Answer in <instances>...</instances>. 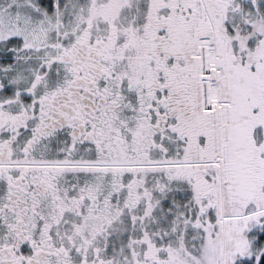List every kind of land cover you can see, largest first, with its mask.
<instances>
[{
  "label": "rangeland",
  "instance_id": "rangeland-1",
  "mask_svg": "<svg viewBox=\"0 0 264 264\" xmlns=\"http://www.w3.org/2000/svg\"><path fill=\"white\" fill-rule=\"evenodd\" d=\"M191 1L199 13L201 2L207 5L206 0H186L184 5ZM229 2L226 18L222 20L224 23L215 28L220 29L229 38L230 23L240 42L223 51L222 75L229 76L232 69L235 71V65H238L241 59L238 51L241 48L244 50L245 47L246 51H257L262 55L257 61L262 65L259 76L264 89V0ZM157 4L158 0H151L152 6L148 15L151 18L153 7ZM145 6L146 3L141 0H0V90L3 91L47 92L56 89L58 85L64 86L70 73L65 60L60 58L61 46L69 41L64 37L66 32L75 30V27L81 25V21L86 22L89 19L90 23L92 19L88 16H93V13L104 16L111 24H117L113 39L121 43V47L115 48L111 39L105 38V51H100L108 56L103 64L105 73L97 96L113 93L115 96L111 97L119 99L121 93L123 101L128 99L125 112L123 106L120 116L122 121H119L123 123V128L128 130L125 135L130 137L131 141L122 143V150L119 152L115 151L113 146L112 150L116 155L129 158L108 162L99 160L109 158L101 157L103 154L99 148L92 146L100 141L104 144L105 141L102 135L95 134L96 129L94 132L90 129L100 126L105 135L112 139L119 131V121L113 118L117 116L115 110L110 116L104 111L93 114L91 109L84 110L77 122H73V148H67L68 142H65L56 130L49 136L51 148L29 158L36 163L53 162L51 168L55 170L60 187H57V192L63 194L73 190V196L70 197L73 199V205L70 201H60L65 209L73 207V222H67L56 232L57 242L66 243L64 247H58V258L63 259V250L67 251L71 246L74 252L73 264H235L243 254L242 250H247L244 259H251V241L248 234L261 231L264 227V210L253 214L255 217L246 216L247 221H237L246 218L236 220L220 211V222H217L218 214L211 213L207 216L205 211L203 212L207 200L202 196H205L207 189L191 180V205L196 206L195 215L192 209L185 208L181 210L186 218L185 222L160 221L162 213L157 209V204L160 205L164 195L167 196L169 192L177 193L178 199L182 201L187 182L183 183L181 179H189L192 173L188 165L175 166L177 162H186L187 149L176 145L179 144L178 136L172 129L165 135L160 133L158 137H154L160 147L150 154L151 158L148 157L149 152L145 151L154 131V119L151 118V112L146 113L148 101L142 98L139 105L135 106L132 89L137 85L147 86L151 79V73L142 72L145 68L144 60L147 64L148 61L146 55L140 52V49L145 51L146 48L139 46L140 43L144 45L149 34L142 35V30H137L145 25L142 22ZM209 16L211 18L210 10ZM211 23L217 24L213 19ZM175 24L174 18L173 25ZM105 26L104 32L108 33L110 26L107 20ZM78 34L80 32L75 36L78 37ZM181 37L182 31L175 25L174 42ZM193 42L196 44V39ZM18 46L25 50L19 51ZM168 52L171 53L170 50ZM195 53L198 54V49H195ZM229 54L233 59L235 56L237 58L234 61L235 67L228 59ZM249 59L253 60L251 55L245 54L244 60ZM2 60L4 63H1ZM167 60L169 62L170 54ZM199 64L200 58H197L198 72L195 79L200 82L199 101L204 109ZM213 72H216L215 78L218 79L219 67H214ZM225 83V92L228 93V85ZM196 91L194 90L195 93ZM220 101L217 104H220L219 108L226 104ZM261 112L262 134L261 138H257L261 176L258 205L264 209V106ZM95 117L102 122L103 127ZM121 137L119 138L122 142H125ZM220 139L218 137V143L221 144ZM172 140H175L174 144H170ZM102 144L100 143L101 146ZM173 150L179 152L172 153ZM109 155L112 156L113 153ZM176 155L178 160L174 158ZM182 166L186 167L180 169ZM210 172L215 178L218 177V202L221 205L225 198V186L223 188L222 185L221 190V173L218 169V176L215 175L214 168ZM70 181L73 185L68 184ZM115 203L118 205L115 206ZM79 206H83L84 210L76 212ZM200 215L201 217H198ZM112 218H117L119 222H105L111 221ZM57 223L59 222H45V226L50 227ZM69 228L72 229L68 230ZM68 237L70 241L66 240ZM55 246L57 247L58 243ZM262 251L263 249L255 253L256 259Z\"/></svg>",
  "mask_w": 264,
  "mask_h": 264
},
{
  "label": "flooded vegetation",
  "instance_id": "flooded-vegetation-1",
  "mask_svg": "<svg viewBox=\"0 0 264 264\" xmlns=\"http://www.w3.org/2000/svg\"><path fill=\"white\" fill-rule=\"evenodd\" d=\"M141 1L146 3L142 21L145 25L144 29L137 30H142V35L149 34L144 45H139L148 48L145 51L148 64L144 60L145 68L142 72L151 73V79L147 86H141L134 104L137 107L142 94L145 93L152 99L143 98L148 101L146 113L151 112V118L154 119L150 143L147 150L146 146L144 148L149 152L148 157H151L150 154L160 147L154 137H158L160 133L165 135L169 126L166 120L173 118L170 105L166 103L168 98H159L157 95L154 97V93L164 85L158 79L168 78L167 50L175 40V25L182 33L188 30L186 16L190 15V9L186 10V0H158V4L153 7L151 18L148 16L152 6L151 0ZM88 17L92 19L90 23L89 19L86 22L81 21L82 26H77L80 29L75 27V30L67 31L64 36L69 41L61 46L60 58L65 60L66 67L70 69L69 80L64 86L58 85L56 89L47 92L0 90V264H73L74 252L71 246L69 250H63V259L58 258V247H64L66 243H59L56 238L59 229L67 222H73V207L65 209L60 204V201L66 200L73 205V199H70L73 190L63 194L58 191L59 197L58 179L55 170L51 168L53 162L36 163L29 158L51 148L49 136L56 130L60 132L63 140L68 142L67 148H73V122H77L86 109H91L93 114L104 111L110 116L115 110L117 116L113 118L116 121L121 120L123 106L125 112L128 99L123 101V94H119V99L112 98V95L115 96L113 93L97 96L105 73L103 64L108 56L101 52L105 51V38H110L117 49L121 47V43L113 39V33L104 32L105 21L108 19L95 13ZM77 32H80L78 37L75 36ZM93 85L95 86L92 88ZM132 89L135 94V89ZM97 122L102 125L99 119ZM123 127V123L119 121V131L112 139L105 135L100 126L92 127V132L96 129L95 134L103 136L105 143H100L106 147L102 148L99 142L91 146L99 148L103 158H124L114 154L112 150L113 146L114 150L119 152L122 150V143L131 141V138L125 135L128 130ZM119 137L126 141L122 142ZM68 184L73 185V182ZM116 205L118 204L115 203ZM83 210L84 207L79 206L76 212ZM116 220L119 222L117 218L105 222ZM45 222L59 223L46 227ZM70 229L72 228L68 230ZM66 240L70 241L69 237Z\"/></svg>",
  "mask_w": 264,
  "mask_h": 264
},
{
  "label": "trees",
  "instance_id": "trees-1",
  "mask_svg": "<svg viewBox=\"0 0 264 264\" xmlns=\"http://www.w3.org/2000/svg\"><path fill=\"white\" fill-rule=\"evenodd\" d=\"M206 2L210 9L212 19L217 23L215 26L217 27L219 25L221 27L224 23L222 20L226 18V13L230 5L229 0H206ZM189 9L190 15L186 16L188 19V30L182 33V37L178 41L168 47L167 52L169 50L171 51V53L168 52V55L170 54V60L168 67H166L168 78L163 77L158 79L164 85L156 91V94L154 93V97L157 95L159 98L161 96L168 98L166 103L170 105L169 109L173 114V118H167L166 120L167 125H169L167 131L171 130L173 126L172 130L176 132L179 141V144H175L184 146L187 149V160L185 161L190 162L180 165H188L190 167L191 175L196 176L201 181L203 188L207 189L205 192L206 197L208 195L214 196L215 199L213 201H207L205 214L207 216L211 213L218 214L216 218L217 222H220L219 214L221 207L218 202L219 193L216 179H214V175L210 172L214 168L217 173V166L195 162L199 160L203 162L210 161L217 155L219 136L223 151L221 167L223 188L225 186L223 191V195L225 196L223 212L226 215H241L256 211L260 208L258 202L261 193V179H259L257 138H261L260 134H262L260 130L262 120L261 109L264 106V89L262 83H260L259 76L262 65L257 60L262 55L258 54L259 52L257 51H246L245 47L244 50L241 48L238 51L241 59L238 65H235V71L232 69L229 76H223L224 63L221 55L225 49L232 46V44H239L240 41H238L237 33L233 31L234 27L229 22L231 31L229 38L220 29H217L214 34V42L220 71L218 75L219 97L222 101L228 103L221 106L218 111L215 109L211 111L202 109L199 101L200 82L195 79V74L198 72L197 58L190 56V53L192 49H195L193 41L197 37H213V35L208 24L204 22L203 24L199 20L200 13L197 11L193 1L188 3L186 10L189 11ZM108 25L110 26L108 32L113 33L117 28V24H111L109 20ZM222 37H225L226 41H223ZM17 48H19V51L25 50L22 46H18ZM137 48L139 47L137 46ZM140 50L143 55H146V50ZM245 54L251 55L253 60L249 59L245 61ZM156 59L158 60L160 58ZM228 59L233 63L232 66L235 67L234 61L237 59L236 56L233 59V56L229 54ZM1 63H4L3 60ZM225 82L228 85V93L225 92ZM141 86L137 85L134 87L136 91L134 100L137 99ZM194 90H197L196 93ZM142 98L152 100L146 93L142 94ZM218 122L220 124L219 135L217 128ZM174 141L172 140L173 144ZM175 151L179 152L178 150H173V152ZM177 156L174 157L176 160L179 159ZM128 158L126 157L124 159ZM113 159L118 158L99 160L108 162ZM185 167L182 166L180 169H184ZM181 180H183V183L186 182V178ZM185 202L186 200L180 201L176 197V193L169 192L167 201L162 203V207L168 210L171 220L177 218L184 222L186 218L183 217L181 210L185 208L189 209L188 204ZM237 221H247V218L246 220ZM248 236L251 241L250 252H252V258H249L250 260L244 259L247 256L245 255L247 250L240 248L243 254L238 259L239 262L237 261L235 264H264V227L261 231L248 234ZM262 249L263 253L256 259L255 253L261 252Z\"/></svg>",
  "mask_w": 264,
  "mask_h": 264
},
{
  "label": "bare ground",
  "instance_id": "bare-ground-1",
  "mask_svg": "<svg viewBox=\"0 0 264 264\" xmlns=\"http://www.w3.org/2000/svg\"><path fill=\"white\" fill-rule=\"evenodd\" d=\"M199 49L201 58V74H202V103L205 108H212L219 103L218 85L216 86L213 79L212 70L216 62V51L210 40L205 37L199 40Z\"/></svg>",
  "mask_w": 264,
  "mask_h": 264
}]
</instances>
